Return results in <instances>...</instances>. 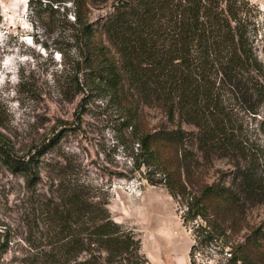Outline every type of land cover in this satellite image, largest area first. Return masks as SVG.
I'll return each mask as SVG.
<instances>
[{"label":"trees","instance_id":"trees-1","mask_svg":"<svg viewBox=\"0 0 264 264\" xmlns=\"http://www.w3.org/2000/svg\"><path fill=\"white\" fill-rule=\"evenodd\" d=\"M33 1L41 7L38 17L48 13V26L64 35L72 53L54 77L59 94L65 101L80 96V107L96 97L115 106L129 131L132 173L173 196L181 188L176 177L192 174L199 160L229 164L228 183L204 181L187 203L184 220L196 222L191 262L203 241L213 243L219 255L215 264H264V218L252 220L253 211L264 207V152L245 127V116L264 105L257 5L251 0H28V6ZM146 109L160 112L156 127ZM58 137L36 147L28 159L0 140V162L26 176L33 190L29 204L46 226L24 238L29 253L12 264H149L135 233L112 218L106 193L96 195V187L73 168L39 159ZM190 140L199 153L195 158L187 148ZM41 166L50 180L45 193L35 189ZM8 241L0 243V251Z\"/></svg>","mask_w":264,"mask_h":264},{"label":"rangeland","instance_id":"rangeland-1","mask_svg":"<svg viewBox=\"0 0 264 264\" xmlns=\"http://www.w3.org/2000/svg\"><path fill=\"white\" fill-rule=\"evenodd\" d=\"M27 1L0 0V140L10 142L18 155L28 159L36 147L58 134L57 144L39 159L55 167L73 168L96 187V195L106 193L112 218L135 233L149 264H215L219 255L213 243L203 241L195 251L196 262H191L196 222L184 220V214L197 185L228 183L227 161L212 158L194 163L192 174L176 177L181 188L173 196L163 185H151L132 173L129 131L121 125L115 106L96 97L80 107V96L65 101L59 94L54 77L72 53L64 35L48 26V13L38 17V1L29 6ZM251 1L258 7L260 48L264 0ZM146 113L152 127L163 119L158 110L146 109ZM245 123L250 139L264 152V105L258 114L245 116ZM187 145L195 158L199 154L196 144L190 140ZM39 175L35 189L45 193L50 184L48 170L41 166ZM32 192L25 175L12 173L0 162V243L9 240L6 250L0 251V264H12V259L28 255L24 238L44 232L39 210L29 204ZM263 218L264 207L256 208L252 220Z\"/></svg>","mask_w":264,"mask_h":264}]
</instances>
